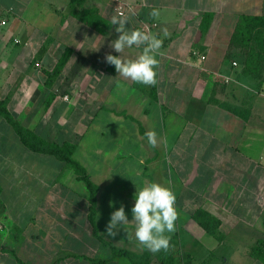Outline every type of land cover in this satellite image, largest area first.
Segmentation results:
<instances>
[{
  "label": "crops",
  "instance_id": "1",
  "mask_svg": "<svg viewBox=\"0 0 264 264\" xmlns=\"http://www.w3.org/2000/svg\"><path fill=\"white\" fill-rule=\"evenodd\" d=\"M121 7L130 15L128 30L144 31V24L155 23L150 33L163 40L155 86L124 80L105 60L119 55L109 46L119 36L110 17ZM153 9L159 12L155 18ZM243 17L264 18V0H0V99L41 137L76 145L74 158L99 187L98 231L115 246L137 254L145 250L134 237L131 209L135 190L149 180L141 167L135 175L129 165L149 159L153 182L162 184L159 175L172 165L179 180L176 223L178 229L185 224L188 238L170 234L174 264H200V250L211 260L222 252L227 264H264L252 254L264 242V80L254 83L245 61L233 53ZM141 51L133 47L120 55L135 58ZM66 52L67 63L50 79ZM248 101L255 103L253 110L246 108ZM100 115L97 131L102 139L113 132V144L92 145L96 138L89 132ZM149 130L157 134V147L147 141ZM13 139L20 144L16 150L23 147L17 156L9 152ZM128 143L139 152L132 147L124 159L115 151ZM24 150L0 117V225L4 228V216L10 230L19 231L15 244L23 261L131 264L113 258L94 236L89 190L74 169L43 154L30 160L21 155ZM134 178L140 180L137 188ZM121 205L131 239L123 228L120 236L106 235L110 218L107 223L103 209L110 207V217ZM203 210L220 221L215 234L197 221ZM175 240L185 241L181 257ZM194 241L198 247L188 253ZM161 253L151 252V264H161ZM0 264L19 262L0 250Z\"/></svg>",
  "mask_w": 264,
  "mask_h": 264
},
{
  "label": "clouds",
  "instance_id": "2",
  "mask_svg": "<svg viewBox=\"0 0 264 264\" xmlns=\"http://www.w3.org/2000/svg\"><path fill=\"white\" fill-rule=\"evenodd\" d=\"M129 13L134 12L129 8ZM152 17L159 15L158 10L153 9L150 13ZM130 15L120 12L110 17V22L115 26V31L119 33L117 39L109 45L119 53V55L108 54L105 60L108 64L114 65L119 77L130 80L134 83L146 86H155L157 81V69L159 60L156 58L160 54L163 40L149 32L140 29L128 30ZM164 36H168L167 30H163ZM133 47L142 48L140 54L135 58H124L121 53L125 49ZM117 86L120 87L119 81ZM147 141L151 147H157L158 140L155 131L149 130L145 133ZM137 188V187H136ZM134 206L131 209L134 223V237L136 241L145 249L152 253L160 251L167 252L171 247V235L176 231V221L179 213L175 207L176 196L174 192L160 183L149 182L136 190L134 195ZM110 206L111 202H110ZM124 206L111 213L109 223L106 226V235L115 237L120 228L127 232V237L132 238L124 225L129 223Z\"/></svg>",
  "mask_w": 264,
  "mask_h": 264
},
{
  "label": "trees",
  "instance_id": "3",
  "mask_svg": "<svg viewBox=\"0 0 264 264\" xmlns=\"http://www.w3.org/2000/svg\"><path fill=\"white\" fill-rule=\"evenodd\" d=\"M93 12H94L93 10L86 11L84 14L89 15L88 13H93ZM84 17L88 18V16H84ZM261 19L263 20V18L243 17L237 25L236 33L233 37V43H235L236 39L237 40L242 39L244 41L249 42L250 44L253 39L252 38L253 31L256 28L254 27L255 23L259 22ZM90 23L93 24V22ZM68 59H69V52H66L64 55H62L55 70L49 74L50 79L61 73ZM49 103L50 102H48V104ZM0 117L4 118L6 122L13 128V130L19 137L20 142L28 150L34 153L52 156L56 158L57 160L65 163L67 166L73 168L75 173L78 175V177L84 180L89 190V201H90L89 218L93 226V234L102 243L103 246L111 250L113 258L125 257L131 262V264H151L152 259H151V252L149 250L145 249L142 254H137L130 250L119 248L115 246L113 243L105 240L103 236L99 233L98 226L96 224L97 193L99 187L91 180L90 175L88 174L86 168L82 166V164L74 158L73 155L77 148L75 144L72 143L58 144L56 142H52L41 137L32 129H29L26 126H24L23 123L18 119V117L15 116L9 110L7 101L2 99H0ZM142 132L144 133L143 130ZM202 212L203 211H200L196 215L197 221L205 230H207V232L215 234V232L218 230L217 227L220 225V221L209 216L207 213L205 212L202 213ZM201 215H205L206 217H208V219H206L207 221L202 219ZM1 251L11 252L16 256L14 250L3 248L1 249ZM252 254L254 256H257L261 260H264V242L258 243V245L254 248ZM18 260L20 261V264H26L21 259ZM159 261L161 262V264H174L175 258L171 249H169L167 252L162 251V253L159 256Z\"/></svg>",
  "mask_w": 264,
  "mask_h": 264
},
{
  "label": "rangeland",
  "instance_id": "4",
  "mask_svg": "<svg viewBox=\"0 0 264 264\" xmlns=\"http://www.w3.org/2000/svg\"><path fill=\"white\" fill-rule=\"evenodd\" d=\"M86 16H88V15H86ZM254 27H256V28L253 31L252 42L249 44V42L244 41L242 39H238V40L236 39V41L234 43L235 47H234L233 53L235 54L236 58H240L241 60L245 61L244 63L247 65V69H245V72H249L252 75V77L254 78V83H257L259 80H262V79L264 80V18H263V20L261 19L259 22H256ZM39 65L40 64H38L37 66H39ZM238 108L239 109L241 108L239 110L240 113L244 112L242 105L238 106ZM246 108H248L249 110H253V108H255V103L248 101L246 103ZM101 119H102V115L99 116V118L97 119V122L94 124V126H92L91 131L89 132V135L91 134L90 137H91L92 141H93V139L96 138L92 145H94V144H98V145H94V146H99L101 144H108V143L113 144L114 143L113 132H111V134L107 137V139H105V137H104V139H102L101 138L102 133L101 132L99 133V131H97L98 130L97 124H99ZM13 141L14 142H12V144L10 145L11 148H9V150H10L9 152L12 155L17 156L18 154L21 153V151L23 150V147H20L16 150V146L20 145V144H17V140L13 139ZM124 145H120V147L115 152H118L122 157H124V159H126L127 158L126 150L131 151L132 147L136 146L137 144L128 143L129 146L127 144H124ZM126 146H128V148ZM18 151H20V152L18 153ZM26 151L24 150L21 155L25 157L26 156L25 154L27 153L28 157L26 156V158L33 160L35 158V153H33L31 151H28V152H26ZM132 151L134 153H138L139 152L138 147H133ZM165 153H166V151H165ZM110 154L111 153L109 152L108 155L110 156ZM148 161H149V159L147 160V162ZM147 162L143 163V165H140L138 162H135V160H134L133 164L129 165V167H132L133 170H129V172H132V174L135 173V175L141 174V172L137 173L138 168L141 167L142 172L144 174H147V178H148L149 182H153L154 177L152 178L150 176V174H151L150 172H153L155 170V166H153V164H154L153 162H151L150 164H148ZM121 168L122 167H120V166H116V174H118V172L121 173V171H120ZM146 168H148V171H145ZM162 172L163 173H161L160 175L158 174L160 177V179H159L160 182H162V185L169 187L173 192L176 193V191H174L176 189H174V188H177V186H179V180L177 181V179H176L175 167L172 165V168L169 172L168 171H165V172L162 171ZM148 173H150V174H148ZM122 175H126V173L120 175L122 178H125ZM155 177H156V175H155ZM170 177H171V179H169ZM132 180H133V183H135L134 185H132V188L134 186L136 187L137 185L140 184V180H137L136 178H134ZM251 185H253V182L251 183ZM139 187L140 186H138V188ZM177 198L178 197L176 196L175 207H176L177 211H180L179 207H178L180 204L178 205V199ZM111 200H113V199L110 198L109 201H111ZM116 200H122L123 202H125V199H116ZM102 201H103V199H102ZM109 208L110 207H108V208L106 207L103 209L104 217H106L107 223H108V219L110 218V217H108L109 213H107L108 212L107 209H109ZM204 212L207 213L209 216L213 217L210 213L203 210L202 213H204ZM207 214H205V215H207ZM205 215H201V218L204 219L205 221H207L206 219H208V217H206ZM28 216H29L28 214L25 215V217H28ZM214 219H216V218H214ZM6 221H7L6 218L3 216L1 218V224L4 226V228L0 225V227H1L0 228V250L3 248L14 250L16 253V256L14 254H12L11 252H8V253L12 254V256L14 258H16V260L21 259L23 261V259L20 257V254H18V252H17V248H16V244H15L20 240V236H18L19 231H16V230L11 231L9 226H8L9 221H7V222ZM106 224L102 223L103 229H104ZM15 229H18V228H15ZM12 234H13V236H12ZM175 234L177 235L176 236L177 238L187 239L188 234L185 231V224H183V225L181 224L180 229H178L177 223H176V231L174 233H172V235H175ZM116 236H120V235L117 234ZM184 243H185V241L183 242V244ZM183 244L180 245L179 240L178 241L175 240L174 246H176V248H177V256H179V257H181V250H185ZM197 244L198 243L196 241H194L191 245H189L187 247L188 253H189V251H192L193 249L197 248L198 246H194ZM223 249H225V248L223 247ZM197 254L199 256L201 255L200 264H227V261H225L224 256H223L224 254L222 252H219V254L217 256V260H211V258H210L211 255L207 254L204 250H200V252H197ZM18 262L20 264L19 260H18ZM244 262L246 263V261H243L241 263L238 262V264H245Z\"/></svg>",
  "mask_w": 264,
  "mask_h": 264
},
{
  "label": "built area",
  "instance_id": "5",
  "mask_svg": "<svg viewBox=\"0 0 264 264\" xmlns=\"http://www.w3.org/2000/svg\"><path fill=\"white\" fill-rule=\"evenodd\" d=\"M120 12H123V13L126 14L125 9L123 7H121L120 10H118V13H120ZM155 26H156L155 23H153V24H144V28L143 29H144L145 32H149L150 33L152 28H154ZM234 64L236 65L237 62H234Z\"/></svg>",
  "mask_w": 264,
  "mask_h": 264
}]
</instances>
